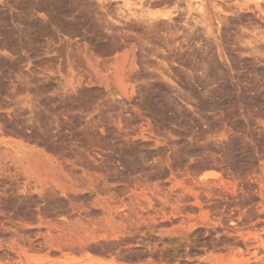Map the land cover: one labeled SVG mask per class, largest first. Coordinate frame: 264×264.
<instances>
[{"label":"rangeland","instance_id":"rangeland-1","mask_svg":"<svg viewBox=\"0 0 264 264\" xmlns=\"http://www.w3.org/2000/svg\"><path fill=\"white\" fill-rule=\"evenodd\" d=\"M121 46L154 77L126 106L89 83ZM89 116L108 130L95 161ZM148 121L160 151L133 143ZM13 140L65 172L23 171ZM121 149L155 172L124 171ZM0 264H264V0H0Z\"/></svg>","mask_w":264,"mask_h":264},{"label":"bare ground","instance_id":"bare-ground-1","mask_svg":"<svg viewBox=\"0 0 264 264\" xmlns=\"http://www.w3.org/2000/svg\"><path fill=\"white\" fill-rule=\"evenodd\" d=\"M133 37L131 36V38H133ZM128 42H130V41L128 40ZM119 49L122 50V53L120 55H116L114 57H112V56L109 55L110 57H108V58L101 59V60H97L96 62H93L92 63V66L98 68V75H96V78H93L91 76L92 78L90 79V81L89 80L88 81H89V83H93V82H97L99 84L102 83L105 86V88H106V90H107V92L109 94H111L112 96H115L116 95L118 97V99H120V100H118L119 105H125V101H123V97H126V99H129L130 100V96H131L128 93V87H127L128 86L127 83H129L131 81V79H133L134 77H136L137 79H139L141 81L146 80L147 83H148V85H149V87H150V86H153L152 84L154 83V81H152L151 79H154V77L152 78L148 73H145L144 71H142V67L140 66L141 62H143L142 55L137 54L138 52L131 53L130 51L126 50V47L125 46H121ZM145 56H146V54H145ZM139 61H140V64H139ZM112 62H113V64H112ZM109 63L112 64V66ZM161 63H162V65L165 68L164 69H161L160 67H158L159 68V72L157 73L158 74L157 75V78H159L160 81H157V82H159V84L161 83V85H164L166 83L167 85L170 86V88H173V86H176V85H175V82H174V80L172 78V75H169V73L171 72L170 71V68L169 67H166V62L165 61L161 60ZM105 64H107V66H105L103 68H100V66H104ZM169 64H170V62H169ZM83 66H84V64H83ZM63 69H65V68L62 67V70ZM173 76H174V74H173ZM83 82H82V78H80V76H76V78L73 79L72 82L70 81V83H69V81H66L65 83L67 85H69V88L67 90V91H69V94L76 93L77 92V87H79L81 84H83ZM143 88H144V85H143ZM145 89L147 91V88H145ZM119 97H122V98H119ZM114 99H116V97ZM144 100H146V99H144ZM141 103L144 104L143 105L144 108L148 105L147 107L149 109H151V108L153 109V106L150 107L149 106L150 103H147V101L144 102L142 100ZM147 107H146V109H148ZM148 111H150V110H148ZM151 111H153V114H154V112H156L155 109H153ZM157 111H158L157 113L160 115L159 116L160 118L158 117L160 124L159 123L158 124L161 125L164 129L165 128H168L169 125L172 123V120L165 119V117H164V114L165 113L164 114H163V112L161 113L160 110H157ZM120 115L121 114L119 113V116ZM129 115H130V113H129ZM156 115H152V117H150V118H153V116H156ZM144 116L146 117V114L145 113H144V115L142 117H144ZM128 118H129L128 115H126V114L123 115L122 114L121 117H120V120L123 119V121H122V123H123L124 120L126 121ZM120 120H118V123H120ZM144 125L141 124V123L139 124V126H138L139 127V131L137 130L138 131L137 138H136V140H133V143H136V142L138 143V141L139 142L140 141L142 142V141L148 140L149 141V144H151L153 142L155 144L154 146L156 147V149L160 151V148H159V144L161 143L160 142V139H158V137L151 139V137H152L151 136L152 130H151V127L149 128L150 121L147 122V127H145ZM127 128H129V126ZM106 129L107 128H105L104 126L97 124L93 117L89 116L87 118L86 126L83 128V130L80 131L82 134L85 135L86 144H87V147H85V148H87V156L89 157V159L91 158L92 161L93 160L95 161L96 158H95L94 155H92L93 152L91 150L96 149L98 147H102V145H104L106 143V141H107V132H108V130H106ZM9 130H10V128H9ZM168 132L172 136H174V137L179 136L178 132L176 130H174L173 128H170L169 127L168 128ZM148 134H150V135H148ZM19 135L21 136L22 134L19 133ZM180 136H181V134H180ZM21 137H23V135ZM149 139H151L152 142H150ZM184 139H185V137H184ZM144 143H147V141L144 142ZM8 144H9V147L10 148H14V149L17 148L18 149V151H17V155H18L17 162L20 164L21 169L23 171H25V172H31V173L32 172H39L41 174H47V173L49 174L50 172H65L64 167L61 165L62 163L59 164V163H56L53 159H50V158L48 159V158L41 157L35 151H32V149H30V147H27L26 146L27 147L26 148L19 141L13 140L12 142H9ZM146 145L147 144H145V146ZM88 150H90V151H88ZM121 151H122V149H121ZM121 151H120V153L117 152V154L119 156V160L121 161L120 164L123 165V168H122L123 170L125 169V170L131 171V172H155L154 171V167L152 165H151L152 167H150V169H147V167L146 168L143 167L144 165L143 166H141L142 164L140 165V163L133 157L134 155H131L129 152H123V151L121 152ZM11 152L12 151L9 150V153H7V154H9V157L10 156L14 157V154L11 153ZM55 153H57V152H55ZM78 162H80V161H78ZM82 162H84V161H82ZM82 162H80V165H78L75 162H72L70 165L72 166L73 171H71V168H69L70 171L71 172H81V174H82V172H91L90 169L88 167H86V165L84 164L85 162L83 163L85 166H82L83 164L81 165ZM86 164H87V162H86ZM185 165H186V168H189V164H185ZM91 168H93V167H91ZM94 171L96 172L97 170H94ZM203 172H204L203 175H202L203 178L204 177H207L209 175V173H208L209 171L206 170V171H203ZM54 175H56V173ZM53 181L60 187V189L62 191H64L65 188L62 185L63 183H62V180L60 178L54 177L53 178ZM23 193H26V191H24ZM196 193H198V192H194L195 196L197 197L198 195ZM198 198H199V196H198ZM45 210L47 212L51 211L56 216L62 215L63 214V211H64L61 207H59V206H57L55 204H49V205H47L45 207ZM131 218L133 219V217H131ZM104 223L106 225L113 226V225H115V220L113 218L107 217L106 220L104 221ZM130 223H131V221H130ZM121 225L124 226L125 223H122ZM122 226L114 227V229H115L114 230V234H116L117 232H123V227ZM103 236H105V235H103ZM120 242H121V240H120ZM81 247L85 248L83 242L81 243Z\"/></svg>","mask_w":264,"mask_h":264}]
</instances>
